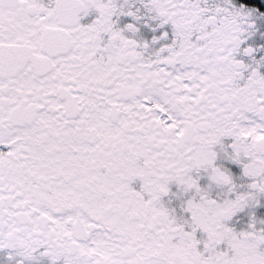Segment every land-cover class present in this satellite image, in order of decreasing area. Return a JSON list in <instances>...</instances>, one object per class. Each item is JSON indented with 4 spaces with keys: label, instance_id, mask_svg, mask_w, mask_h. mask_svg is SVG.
Instances as JSON below:
<instances>
[{
    "label": "snow or ice",
    "instance_id": "obj_1",
    "mask_svg": "<svg viewBox=\"0 0 264 264\" xmlns=\"http://www.w3.org/2000/svg\"><path fill=\"white\" fill-rule=\"evenodd\" d=\"M0 264H264V0H0Z\"/></svg>",
    "mask_w": 264,
    "mask_h": 264
}]
</instances>
